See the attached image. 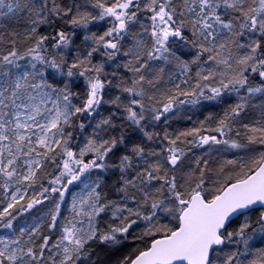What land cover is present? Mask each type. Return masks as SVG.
<instances>
[{"label": "snow or ice", "instance_id": "1", "mask_svg": "<svg viewBox=\"0 0 264 264\" xmlns=\"http://www.w3.org/2000/svg\"><path fill=\"white\" fill-rule=\"evenodd\" d=\"M0 264H264V0H0Z\"/></svg>", "mask_w": 264, "mask_h": 264}]
</instances>
